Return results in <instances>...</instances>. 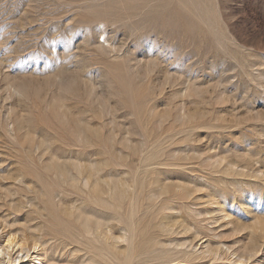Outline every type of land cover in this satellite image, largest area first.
<instances>
[{"label":"rangeland","instance_id":"374dc122","mask_svg":"<svg viewBox=\"0 0 264 264\" xmlns=\"http://www.w3.org/2000/svg\"><path fill=\"white\" fill-rule=\"evenodd\" d=\"M0 264H264V0H0Z\"/></svg>","mask_w":264,"mask_h":264},{"label":"bare ground","instance_id":"6f19581e","mask_svg":"<svg viewBox=\"0 0 264 264\" xmlns=\"http://www.w3.org/2000/svg\"><path fill=\"white\" fill-rule=\"evenodd\" d=\"M94 186H95V185H94ZM95 188H96V187H95ZM99 191H100V190H99ZM97 192H98V191H97ZM98 193H99V194H98V197H96L97 199H99V196L102 195V194L100 195V193H102V191H101V192H98ZM92 194H93V193H92ZM92 196H93V195H92ZM99 200H100V199H99Z\"/></svg>","mask_w":264,"mask_h":264}]
</instances>
